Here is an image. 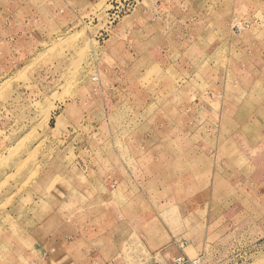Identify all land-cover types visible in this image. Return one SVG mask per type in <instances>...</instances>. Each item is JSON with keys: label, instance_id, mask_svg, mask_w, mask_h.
<instances>
[{"label": "rangeland", "instance_id": "obj_1", "mask_svg": "<svg viewBox=\"0 0 264 264\" xmlns=\"http://www.w3.org/2000/svg\"><path fill=\"white\" fill-rule=\"evenodd\" d=\"M151 1L0 0V264H77L79 234L104 245L105 237L122 234L129 209L156 232L161 205L187 198L191 178L190 188H206L222 130L249 145L246 136L264 137V127L249 126L258 113L241 116L247 128L220 121L223 109L234 120L237 110L246 115L255 90H264V0L195 1L194 10L209 1L218 13L204 8L195 20L189 12L180 43L170 38L167 48L145 49L163 54L154 60L113 33L131 20L160 26L162 20L138 14ZM189 1L179 0L188 9ZM239 23L249 27L235 32ZM246 88L244 103L237 90ZM244 144L240 158L218 159L226 168L223 186L233 187L237 200L223 238L193 257L189 234L180 239L183 255L201 264H264V158L261 166L258 154L246 158ZM111 198L118 202L110 205ZM30 233H53L47 242L39 237L53 255H31ZM63 236L71 242L65 255ZM126 239L116 258L123 264H168L180 252L172 242Z\"/></svg>", "mask_w": 264, "mask_h": 264}, {"label": "crops", "instance_id": "obj_2", "mask_svg": "<svg viewBox=\"0 0 264 264\" xmlns=\"http://www.w3.org/2000/svg\"><path fill=\"white\" fill-rule=\"evenodd\" d=\"M150 3L151 0H148ZM197 0H190L189 4L191 8H187L179 2V0H156L155 3H153L151 8L147 7H139L137 8L138 14L141 15L145 20L149 21L152 19H156L159 22L162 20L160 26H155V24H141V28L139 25L134 21L131 20L127 24L119 25L114 30L115 34V41H118L120 39L123 40L126 43H128V46L133 48L137 46L142 50V53L147 56V58L155 59V55H158L159 57H163V54L159 53V50L157 53H146L145 49L147 47L150 48H160V47H166L169 45V43L166 41V39H170L172 41H176L175 43L179 42V35L181 30V23L182 19H185V17L191 12L194 14V19L199 16H201L204 12L203 9L206 8L205 14H217V6H213L212 2H207L206 6L204 8H201L200 12L199 10H194V3ZM227 2V5L229 4L230 0H225ZM239 1V0H238ZM242 2L244 0H241ZM202 4V2H201ZM240 12H244L247 10L245 4H243L242 8H240ZM237 10V9H236ZM238 11V10H237ZM233 13V12H232ZM201 20V19H200ZM230 27V25H229ZM230 28L228 29V32ZM138 31V34H137ZM230 34V33H229ZM227 47L231 48L232 45L230 43V40H227ZM165 50V49H164ZM134 52V51H133ZM133 54V53H132ZM135 54V52H134ZM137 56V55H136ZM124 63H127V60H123ZM256 62V60H254ZM257 63V62H256ZM261 70H257L253 73L254 77H259L261 74ZM121 91L120 89L115 88L114 92ZM255 93H253V105L246 106V115L245 113L241 114L237 110V116L234 120L233 118H230V115H227L228 110H222L221 117L222 119L221 126L223 127H230V128H239V126H245L243 128H247L246 124L241 125L242 123L248 122L245 120V118H242L241 116H247L249 113L255 112L258 113L259 116H255V118L251 121H249L254 131L261 132V128L264 127V90L257 88ZM245 95L244 103H247L248 95L250 93L248 92V89H238L237 95ZM239 103V102H238ZM243 104V103H242ZM239 106V105H238ZM237 106V107H238ZM235 107V105H233ZM240 108V106H239ZM235 114H232V117ZM229 120H225V119ZM249 128V127H248ZM226 130H222V134H219V140H220V147H221V153L215 152L214 156L210 157V163L208 162L206 165V168L208 173L205 177V180H207L208 177V183H203L206 187L202 189V193L197 192L196 190L198 188V185H195V189L190 188V185L193 184V179L191 178V182H189L188 185V194L187 198L179 201L176 203H173L171 206L170 204H167L165 202L164 205H161L159 213L157 214V228L158 230L155 232V228L150 226V223L152 222L150 219L149 221H145L144 218L134 216L132 211L134 210H127L125 215V220H123L122 228L120 232L122 233L119 236H112L110 234L108 237H105L106 244L102 245V243H94L89 245L87 242V233H80L78 236V244L77 246L78 251H81L84 249V252H78V255H81L79 258V261L77 264H123V260L121 261L119 255L121 254V249L123 247V244L128 240L126 239L127 236H131L132 234H137L139 237L144 238L145 240H148L149 243L147 244H153L154 242H160L162 243H168L172 242V244L180 250L177 255L181 254L183 255L184 252H182L184 249L182 248V245H180V239H185L187 235L189 234V245L190 246V255L196 256V255H203L207 250H211V247L209 246V240L215 244V241H218L217 239L223 238L222 230L225 223V218L233 219V216L236 215V196L234 195L233 187L228 186L225 184V188L223 186L224 179V173L226 171V168H223V165H220L219 160H227L225 157V154L231 155V157L240 158L241 154V147H238L239 144H244L243 140H234L231 137H229L226 134ZM264 132V130H263ZM262 133V132H261ZM258 138L256 140H252L251 137L246 136L244 138L245 142L250 143L244 144V147L246 148V151L244 152V155L246 158H248V154L250 152H253L255 154H258L260 157L259 159H256L259 161V164L261 166L260 159L264 158V137L263 134L258 135ZM259 141V142H258ZM238 142V143H237ZM233 151V152H232ZM221 157H219V156ZM192 156H189L191 160ZM116 164L114 165V169H118V167H121V158L119 154H115L113 157ZM219 159V160H218ZM216 160V161H215ZM192 161V160H191ZM249 163V162H248ZM209 164V168H208ZM252 166V162L249 163ZM120 165V166H119ZM193 165V164H192ZM118 166V167H117ZM191 167V165H190ZM195 168H197V165L195 164ZM149 170V167H142V171L147 173ZM197 170V169H196ZM198 171V170H197ZM203 173H201V176L198 177L196 174V179L201 177L203 178ZM191 176H193L191 174ZM209 176L211 178H209ZM199 179V180H200ZM110 183V182H109ZM109 194L112 196L116 194L115 190H108ZM199 193V194H197ZM101 200V199H98ZM93 201V200H92ZM111 201H117V198L110 199V205L114 204L111 203ZM143 202V199H141L140 203ZM263 202L259 203V207L262 208L264 204ZM129 207L134 206L135 202H128ZM117 205V204H116ZM121 205V204H120ZM256 207L258 203L255 204ZM119 206V204H118ZM143 205L140 204V207ZM171 206V207H170ZM238 207V206H237ZM228 220V221H231ZM118 222V221H117ZM227 227V226H226ZM121 228V229H122ZM53 233H47L44 236L40 237L37 233H30L28 236L30 243L32 244L30 248V254L36 255L39 254H45V255H51L53 252L52 250H49V247L42 246L43 243L40 241L39 245V237L42 240L49 241L50 238H55ZM112 236V238H111ZM63 239V251L62 255H65L68 250L67 248L70 247L69 240L70 237L63 236L61 237ZM124 239H126L124 241ZM152 239V241H151ZM120 240V241H119ZM73 244V242H72ZM75 244V243H74ZM212 244V245H213ZM88 246V249H86V246ZM217 245V244H216ZM84 246V247H83ZM214 248V246H213ZM81 249V250H80ZM58 254V253H56ZM53 255V254H52ZM120 258L119 260H116V258ZM124 259V257L122 258Z\"/></svg>", "mask_w": 264, "mask_h": 264}, {"label": "built area", "instance_id": "obj_3", "mask_svg": "<svg viewBox=\"0 0 264 264\" xmlns=\"http://www.w3.org/2000/svg\"><path fill=\"white\" fill-rule=\"evenodd\" d=\"M139 0H127V3L129 5H132L133 3H138ZM249 25L247 23H242V24H234L232 25V29L235 32H240L243 29H247ZM168 264H201L199 259H191L187 256L184 255H177L174 258L170 260Z\"/></svg>", "mask_w": 264, "mask_h": 264}]
</instances>
